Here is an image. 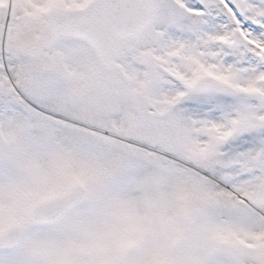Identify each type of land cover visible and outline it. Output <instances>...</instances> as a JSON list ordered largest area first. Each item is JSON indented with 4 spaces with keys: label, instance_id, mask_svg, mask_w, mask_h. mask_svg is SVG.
Masks as SVG:
<instances>
[{
    "label": "snow or ice",
    "instance_id": "1",
    "mask_svg": "<svg viewBox=\"0 0 264 264\" xmlns=\"http://www.w3.org/2000/svg\"><path fill=\"white\" fill-rule=\"evenodd\" d=\"M151 3L144 41L175 105L162 138L107 142L55 82L17 86L0 51V264H172L193 230L203 264H264V0Z\"/></svg>",
    "mask_w": 264,
    "mask_h": 264
},
{
    "label": "rangeland",
    "instance_id": "2",
    "mask_svg": "<svg viewBox=\"0 0 264 264\" xmlns=\"http://www.w3.org/2000/svg\"><path fill=\"white\" fill-rule=\"evenodd\" d=\"M92 1L12 0L11 12L15 20L9 29L11 34L5 38V45L7 54L18 58L17 75L20 79L17 86L22 82H55L76 106L89 112L101 125L109 126L113 138L148 142V137L169 135V130L160 122L173 118L172 108L175 105L162 98L157 84L159 72L167 61L154 47L145 45L144 33L137 43L120 51L113 73L100 70L91 49L76 40H59L54 48L47 51L53 62L51 72L43 71L39 63L15 50L37 41L50 12L78 10L89 6ZM6 5L7 0H0V15L6 10ZM101 138L109 143L122 144L108 136ZM122 141L126 143L124 139ZM115 171H121L118 161ZM165 185L166 180L161 178L158 196L163 195ZM169 255L172 264H203L200 233L193 230L186 237L175 238ZM151 264L167 262L154 260Z\"/></svg>",
    "mask_w": 264,
    "mask_h": 264
},
{
    "label": "water",
    "instance_id": "3",
    "mask_svg": "<svg viewBox=\"0 0 264 264\" xmlns=\"http://www.w3.org/2000/svg\"><path fill=\"white\" fill-rule=\"evenodd\" d=\"M152 10L151 0H95L82 11L50 13L38 41L22 53L50 70L51 62L43 52L52 48L59 38H75L93 49L102 69L113 72L118 52L139 39Z\"/></svg>",
    "mask_w": 264,
    "mask_h": 264
},
{
    "label": "bare ground",
    "instance_id": "4",
    "mask_svg": "<svg viewBox=\"0 0 264 264\" xmlns=\"http://www.w3.org/2000/svg\"><path fill=\"white\" fill-rule=\"evenodd\" d=\"M9 5H11L12 6V0H7V5H6V10H10L11 11V7H10V9H9ZM15 50L16 51H19V53L21 54V50L20 49H17V48H15ZM0 51H3V52H6L7 53V51H6V45H5V39H4V41H2V42H0ZM110 139H113V140H115V141H117V142H122V143H124L123 141H122V139L121 138H113V137H109ZM127 145L128 146H131V144L130 143H127Z\"/></svg>",
    "mask_w": 264,
    "mask_h": 264
}]
</instances>
